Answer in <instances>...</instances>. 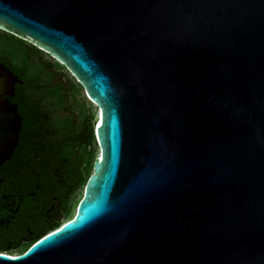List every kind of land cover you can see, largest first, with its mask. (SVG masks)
I'll return each instance as SVG.
<instances>
[{"label": "water", "instance_id": "95a60500", "mask_svg": "<svg viewBox=\"0 0 264 264\" xmlns=\"http://www.w3.org/2000/svg\"><path fill=\"white\" fill-rule=\"evenodd\" d=\"M0 29L100 111L75 214L0 264H264V0H0ZM0 77L3 163L22 81Z\"/></svg>", "mask_w": 264, "mask_h": 264}, {"label": "flooded vegetation", "instance_id": "af4514ba", "mask_svg": "<svg viewBox=\"0 0 264 264\" xmlns=\"http://www.w3.org/2000/svg\"><path fill=\"white\" fill-rule=\"evenodd\" d=\"M3 54L0 50V63L8 66ZM1 98L15 105L21 117L14 152L0 163V250L11 254L25 251L68 212L75 176L68 159L60 155V130L48 105L36 96L17 94L16 85L14 95ZM37 107L44 109L34 110L30 123L29 109Z\"/></svg>", "mask_w": 264, "mask_h": 264}, {"label": "trees", "instance_id": "16d2710c", "mask_svg": "<svg viewBox=\"0 0 264 264\" xmlns=\"http://www.w3.org/2000/svg\"><path fill=\"white\" fill-rule=\"evenodd\" d=\"M27 43L14 35L7 36L0 32V50L4 51L3 55L6 57L3 62H6L22 81L16 84V93L38 97L39 102L42 104L44 101L56 117L62 139L60 155L68 159L67 167L74 172L76 191L83 183L86 184L96 157L92 149L93 142L96 143L93 119L91 120L88 114L79 122L74 96L79 93L80 84L66 72L67 67L46 60L39 48ZM61 68L66 69L61 71ZM43 109L44 107L29 109L30 123L33 111ZM62 224L63 222L58 220L46 233L59 228Z\"/></svg>", "mask_w": 264, "mask_h": 264}, {"label": "rangeland", "instance_id": "374dc122", "mask_svg": "<svg viewBox=\"0 0 264 264\" xmlns=\"http://www.w3.org/2000/svg\"><path fill=\"white\" fill-rule=\"evenodd\" d=\"M25 41V40H24ZM27 43V41H25ZM29 44V43H27ZM44 58L50 62L53 63H58L59 65H61V62L58 61L57 59L53 58L52 55L46 53V51L41 50ZM66 69V68H65ZM64 68H61V71H65ZM66 72L69 73V75L74 79L75 82H78L77 79L75 77H73L72 72L66 69ZM75 99V108L79 113V122H81V120L83 119V117L85 115H90L91 120L93 119V116L95 113H97V107L96 105L90 101L89 97L87 96L85 90L83 89V87L80 85L79 87V93L77 95L74 96ZM92 149L94 153H97L98 151V147L96 145V143L93 142L92 144ZM93 169L91 170L92 173ZM84 187H85V183H83L79 189H77L73 195L71 196V201H70V209L68 212L64 213L61 215V221L64 222L68 219H70L71 217H73V215L75 214L76 208H77V204L79 202V200L81 199V197L84 194ZM14 252V251H13ZM10 253V252H9ZM20 252H14L11 253L12 255H16Z\"/></svg>", "mask_w": 264, "mask_h": 264}, {"label": "snow or ice", "instance_id": "6c2138e0", "mask_svg": "<svg viewBox=\"0 0 264 264\" xmlns=\"http://www.w3.org/2000/svg\"><path fill=\"white\" fill-rule=\"evenodd\" d=\"M0 91H3V78L2 77H0ZM0 150H2V145H0ZM57 231L59 232L60 229H57ZM49 235L51 236V235H54V234L50 233ZM45 239H47V238H45ZM37 243H40V242L37 241ZM33 247H35V245ZM6 255H7L6 253L0 252V256H6ZM18 258L19 257H16V256L10 257V259H12V260H15V259H18Z\"/></svg>", "mask_w": 264, "mask_h": 264}, {"label": "bare ground", "instance_id": "6f19581e", "mask_svg": "<svg viewBox=\"0 0 264 264\" xmlns=\"http://www.w3.org/2000/svg\"><path fill=\"white\" fill-rule=\"evenodd\" d=\"M98 112H100V111H98ZM76 212V211H75ZM12 255V254H11Z\"/></svg>", "mask_w": 264, "mask_h": 264}]
</instances>
